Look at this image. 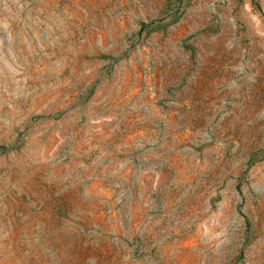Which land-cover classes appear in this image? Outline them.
Returning a JSON list of instances; mask_svg holds the SVG:
<instances>
[{"label": "rangeland", "instance_id": "rangeland-1", "mask_svg": "<svg viewBox=\"0 0 264 264\" xmlns=\"http://www.w3.org/2000/svg\"><path fill=\"white\" fill-rule=\"evenodd\" d=\"M0 264H264V0H0Z\"/></svg>", "mask_w": 264, "mask_h": 264}]
</instances>
